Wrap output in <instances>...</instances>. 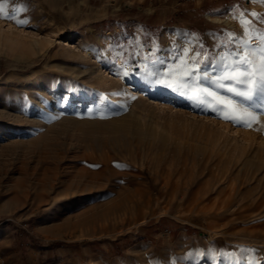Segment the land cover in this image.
Here are the masks:
<instances>
[{"label": "rangeland", "instance_id": "374dc122", "mask_svg": "<svg viewBox=\"0 0 264 264\" xmlns=\"http://www.w3.org/2000/svg\"><path fill=\"white\" fill-rule=\"evenodd\" d=\"M0 8L27 21L0 15V264H264V114L237 126L137 75L157 47L223 52L241 11L264 30V2Z\"/></svg>", "mask_w": 264, "mask_h": 264}, {"label": "snow or ice", "instance_id": "6c2138e0", "mask_svg": "<svg viewBox=\"0 0 264 264\" xmlns=\"http://www.w3.org/2000/svg\"><path fill=\"white\" fill-rule=\"evenodd\" d=\"M17 11L13 9L10 15L0 8V15L16 20ZM247 15L255 18L261 14L241 11L239 22L244 31L241 35L229 33V42L217 46L223 48V52L202 54L197 50L189 55L193 52L191 39L183 45L173 44L165 57L158 55L157 47L151 58H144L145 63L137 75L142 82L153 86L149 91L170 89L193 107L211 110L234 125L258 124L259 114H264V30L254 28L253 22L246 19ZM16 22L27 23L26 20ZM123 75L128 77L130 73L124 71ZM246 264L259 262L249 260Z\"/></svg>", "mask_w": 264, "mask_h": 264}, {"label": "bare ground", "instance_id": "6f19581e", "mask_svg": "<svg viewBox=\"0 0 264 264\" xmlns=\"http://www.w3.org/2000/svg\"><path fill=\"white\" fill-rule=\"evenodd\" d=\"M207 15H209V13H207ZM99 67H103V63H102V62L99 63L98 68H99Z\"/></svg>", "mask_w": 264, "mask_h": 264}]
</instances>
